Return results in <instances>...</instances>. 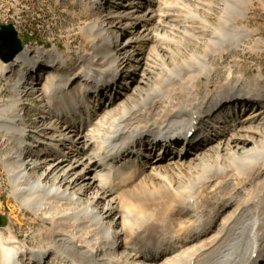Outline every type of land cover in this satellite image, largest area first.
Listing matches in <instances>:
<instances>
[{"label": "bare ground", "instance_id": "6f19581e", "mask_svg": "<svg viewBox=\"0 0 264 264\" xmlns=\"http://www.w3.org/2000/svg\"><path fill=\"white\" fill-rule=\"evenodd\" d=\"M70 1L87 17L76 33L89 48L26 46L0 74L39 51L75 65L66 76L102 79L121 64L128 74L98 111L84 104L73 127L51 109L87 100L74 83L62 91L65 76L43 74L41 63L25 81L1 78L10 95L0 97V141L16 142L0 146L3 172L22 217L42 221L43 241L32 247L0 227V264H264V106L241 115L248 101L264 102V76L245 84L226 64L210 86L218 60L245 39L252 52L262 44L238 23L250 0H104V10ZM192 130L179 145H151ZM54 146L61 155L46 154Z\"/></svg>", "mask_w": 264, "mask_h": 264}, {"label": "rangeland", "instance_id": "374dc122", "mask_svg": "<svg viewBox=\"0 0 264 264\" xmlns=\"http://www.w3.org/2000/svg\"><path fill=\"white\" fill-rule=\"evenodd\" d=\"M184 1L185 0H179L180 3L187 2ZM223 2L224 0L219 1V3ZM47 3L49 2H46L45 0H0V24L14 25V23H11L13 22L11 17L17 12L18 16H20L21 22L18 23L19 28L17 27L19 31H16L22 43L30 41L26 46L31 49L34 47L36 48V46L40 49L43 48L44 50L49 49H46L43 45L38 43H44L47 46L59 44V49L60 47L62 49H65L66 47L65 52L61 51L63 54L67 52L68 48H70L71 51H74L75 49H88L90 44L80 34L76 33L77 27L87 18L84 13H80L82 9L80 7H75L76 11H73L72 8H64L63 10L68 12V16L63 13L61 7ZM218 12V5L213 6V10L209 15V19L212 22H216ZM239 20L238 23H243L248 29L256 30V34L252 38L260 37L262 44H260L259 49L256 52H252V48L248 49V47L253 44L252 39H245L241 42L242 45L237 50L225 55L221 60H218L214 66L217 69L215 72L217 75L210 83V86L214 85L216 88L219 87L220 82L223 80L225 74H227L224 67L226 64L235 68V70L238 69V71L244 75L245 84L254 83L255 80L259 79V75L264 76V1L250 0L247 4V14L244 18ZM238 32H241L240 29ZM173 42L174 41H171L172 44ZM191 48L194 47L191 46ZM89 54L90 53L88 52V57ZM89 59L91 58L89 57ZM260 80L262 79L260 78ZM200 82L201 81H198V83ZM262 82L264 83V81ZM223 84L225 85L226 81ZM191 86L192 85L190 84L189 87ZM198 86L199 92H201L204 89V86L203 84H198ZM243 86L244 85H241L239 89H242ZM5 88L4 84H0V97L7 99L10 94ZM29 98L31 100H36V96L32 94ZM258 106L263 107L264 102H250V107L248 109L243 107L241 115L250 111L251 107L252 109H256ZM28 114L30 119H35V113L33 111H28ZM193 140L195 142L198 141V139ZM0 152L1 154L8 153L6 150H1ZM5 177L3 167L0 164V215L7 218V224L4 225V228L7 231V225H11L20 240L26 239L28 244L32 247L37 244L39 245L43 241L40 233L42 228L41 225L43 223L37 218H33L35 219L33 221L22 217L21 211L17 209L12 202L11 194H9L11 193V187L7 183ZM218 192L219 191L216 193ZM21 218L23 220H21ZM19 219L21 221H19ZM257 262H259V260H257Z\"/></svg>", "mask_w": 264, "mask_h": 264}, {"label": "water", "instance_id": "95a60500", "mask_svg": "<svg viewBox=\"0 0 264 264\" xmlns=\"http://www.w3.org/2000/svg\"><path fill=\"white\" fill-rule=\"evenodd\" d=\"M23 44L12 24H0V60L9 62L22 50ZM7 218L0 215V227Z\"/></svg>", "mask_w": 264, "mask_h": 264}, {"label": "built area", "instance_id": "2783aa9c", "mask_svg": "<svg viewBox=\"0 0 264 264\" xmlns=\"http://www.w3.org/2000/svg\"><path fill=\"white\" fill-rule=\"evenodd\" d=\"M47 4H49V3H47ZM11 18H12V21H13V22H11V23H14V24L19 28L18 23L21 22V21H20V16H18V13L16 12V14H15L14 16H12ZM18 31H19V29H18ZM29 42H30V41H29ZM29 42H27V43H29ZM38 44H41V45H43L44 47L47 46V45L44 44V43H38ZM50 47H53V46H50ZM65 48H66V47H65Z\"/></svg>", "mask_w": 264, "mask_h": 264}]
</instances>
